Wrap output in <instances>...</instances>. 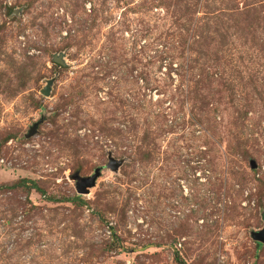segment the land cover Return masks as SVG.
Segmentation results:
<instances>
[{"label": "rangeland", "instance_id": "obj_1", "mask_svg": "<svg viewBox=\"0 0 264 264\" xmlns=\"http://www.w3.org/2000/svg\"><path fill=\"white\" fill-rule=\"evenodd\" d=\"M0 157V264H264V0H0Z\"/></svg>", "mask_w": 264, "mask_h": 264}, {"label": "water", "instance_id": "obj_2", "mask_svg": "<svg viewBox=\"0 0 264 264\" xmlns=\"http://www.w3.org/2000/svg\"><path fill=\"white\" fill-rule=\"evenodd\" d=\"M54 61L62 66H65V61L63 59V56H55L54 57ZM53 85L52 81L48 82V85L41 91V93L46 96L49 97L51 95V87ZM36 133V127L32 128L31 131L29 132V134L26 136L27 138L32 137L34 134ZM120 161H113L111 160L108 167L109 168H120L121 164ZM258 167L257 163L255 161L251 162V168L252 169H256ZM101 174V170L98 169L96 171V174L92 177H81L80 174H75L73 176V180H75L76 182V190L77 193L79 195H85L89 193V188L94 187L96 184V180L97 177H99V175ZM252 239L256 242V243H260L262 245H264V227L258 231H253L251 234Z\"/></svg>", "mask_w": 264, "mask_h": 264}, {"label": "trees", "instance_id": "obj_3", "mask_svg": "<svg viewBox=\"0 0 264 264\" xmlns=\"http://www.w3.org/2000/svg\"><path fill=\"white\" fill-rule=\"evenodd\" d=\"M80 20L81 19H78V21H76V19H75L74 22L75 23L81 22ZM86 23L84 22V24H86ZM34 58L29 57V62H33L35 60ZM25 64H27V63H25ZM25 64L22 66L23 67L22 68V71L26 73V72L29 71V68H30V66H32V64H29V65L28 64L25 65ZM79 95H82V93H79ZM235 149H238V152L237 153H238V155L240 157H242L244 159H247L249 157L247 151L243 148V143H240L239 142L237 144H234V142H232L230 144V150H235ZM256 169H253L254 170L253 172H254L255 175L259 174L258 173V170H256ZM258 181L262 185V189H263L264 188V178H262V179L260 178V179H258ZM29 182H31V181H29ZM238 183L240 184V187L237 190V196H240L241 194L244 195V193L246 191L245 188H244L246 186V176H245L244 173H242V175L240 176V180L238 181ZM22 185H23L22 188H25L27 190V193H30L32 190H36L37 192H40L42 195L44 194V191L42 189H40L39 186L37 185V183H35V182H32V185L31 186H27L28 185V181L27 180H24V181H22ZM16 186L17 185L10 186V187L11 188H18ZM250 194H251V192L248 193L249 196L247 197V199L250 198V196H251ZM77 201L79 203H81V205L84 204V202L80 198H78ZM114 246H115L114 244H110V248L111 249ZM262 246H263L262 244L257 243V247H256L257 251H260L262 249ZM176 259L179 262V264H189L186 261L182 260L181 257L178 256V253L176 254ZM190 264H194V263H190Z\"/></svg>", "mask_w": 264, "mask_h": 264}, {"label": "built area", "instance_id": "obj_4", "mask_svg": "<svg viewBox=\"0 0 264 264\" xmlns=\"http://www.w3.org/2000/svg\"><path fill=\"white\" fill-rule=\"evenodd\" d=\"M5 164V160L0 157V164Z\"/></svg>", "mask_w": 264, "mask_h": 264}]
</instances>
